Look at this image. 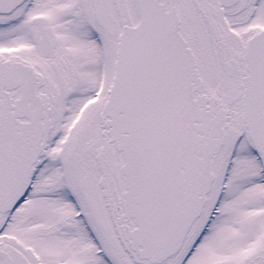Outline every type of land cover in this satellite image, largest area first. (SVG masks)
<instances>
[{
    "label": "snow or ice",
    "instance_id": "6c2138e0",
    "mask_svg": "<svg viewBox=\"0 0 264 264\" xmlns=\"http://www.w3.org/2000/svg\"><path fill=\"white\" fill-rule=\"evenodd\" d=\"M0 264H264V0H0Z\"/></svg>",
    "mask_w": 264,
    "mask_h": 264
}]
</instances>
